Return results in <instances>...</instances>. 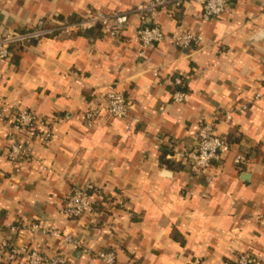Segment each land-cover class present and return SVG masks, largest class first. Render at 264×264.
<instances>
[{
	"label": "crops",
	"instance_id": "crops-1",
	"mask_svg": "<svg viewBox=\"0 0 264 264\" xmlns=\"http://www.w3.org/2000/svg\"><path fill=\"white\" fill-rule=\"evenodd\" d=\"M146 1L0 0V36ZM201 15L195 2L160 10L165 40L142 59L141 23L133 17L120 38L101 30L46 38L0 61V255L7 242L61 252L70 264H102L86 251L112 250L118 264H235L240 252L264 264V0H237L210 21ZM186 31L202 41L183 51L172 38ZM176 77L190 96L183 105L172 100L182 89ZM111 88L131 100L130 118L112 120L103 111L88 129L86 112ZM242 105L247 112L237 111ZM16 110L55 119L50 142L37 140L34 161L18 171L7 159ZM227 113L231 121H223ZM216 120L232 150L208 176L168 160L193 148L199 127ZM239 155L247 160L241 167L234 164ZM87 184L106 200L80 221L61 217L70 190ZM34 224L72 233L81 245L36 232Z\"/></svg>",
	"mask_w": 264,
	"mask_h": 264
},
{
	"label": "built area",
	"instance_id": "built-area-1",
	"mask_svg": "<svg viewBox=\"0 0 264 264\" xmlns=\"http://www.w3.org/2000/svg\"><path fill=\"white\" fill-rule=\"evenodd\" d=\"M237 0H147L144 4L127 11L103 13L91 12L80 20L60 24H50L40 20L35 28L30 31H13L0 36V61H10L16 50L27 48L33 42L41 41L52 37H73L83 34L96 28H100L113 38H120L126 30L127 25L133 17H137L141 26L136 32V39L141 46L139 58H146L148 52L161 44L165 40L163 29L157 24L158 12L162 9L176 11L184 4L195 2L202 7V18L205 21L217 19L231 10ZM145 19L151 20V25H142ZM202 37L190 32H182L172 38V44L183 51L192 48L193 45L201 44ZM175 85L182 88L173 94V103L183 105L189 101V93L184 89L186 81L182 77L174 79ZM260 98V96H257ZM100 105L91 108L86 112L85 123L88 129H92L97 120L105 111L112 120H127L130 118L133 104L131 100L122 92L111 88L98 98ZM247 105H242L237 111L245 113L248 111ZM0 119L5 122V114L0 113ZM10 119L12 124L9 128L10 145L7 151V159L16 166L17 171L25 162L34 161L33 148L37 140L42 139L44 143L50 142L52 133L50 125L54 118H42L35 112L28 110H16ZM231 114L223 116V121H231ZM220 121V120H219ZM218 120L205 122L196 134V142L193 148L187 151H176L168 156L169 161L183 165L191 175L206 177L210 174L215 164L220 165L224 158L232 150V142L229 135H220L217 131ZM133 123L138 125L139 119H134ZM244 155L235 158L234 164L237 167L246 164ZM106 200L103 190L95 184L73 187L66 196L61 217L80 221L95 212L97 201ZM121 208L124 206L120 200ZM260 221L264 224V216ZM14 229V228H13ZM31 229L56 239L63 240L64 243L79 247L81 242L72 233L64 230L41 228L38 224L31 226ZM2 261L4 264H70L69 258L58 252L48 255L30 246H12L7 242L2 244ZM94 260L102 264H118V257L115 251H101L94 253L86 251ZM235 264H262L261 260L250 253L240 252L234 256Z\"/></svg>",
	"mask_w": 264,
	"mask_h": 264
},
{
	"label": "trees",
	"instance_id": "trees-1",
	"mask_svg": "<svg viewBox=\"0 0 264 264\" xmlns=\"http://www.w3.org/2000/svg\"><path fill=\"white\" fill-rule=\"evenodd\" d=\"M95 30H101V29L98 27V28L93 29V30H91V31H95ZM91 31H88V32H86V33H89V32H91ZM101 31H102V30H101ZM86 33H85V34H86ZM229 139H230V137H229ZM171 163H174V162H171ZM0 258H1V259L3 258V251H1Z\"/></svg>",
	"mask_w": 264,
	"mask_h": 264
}]
</instances>
